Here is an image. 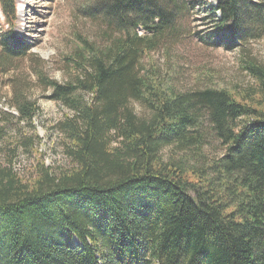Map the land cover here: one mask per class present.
Returning a JSON list of instances; mask_svg holds the SVG:
<instances>
[{
  "label": "trees",
  "instance_id": "trees-1",
  "mask_svg": "<svg viewBox=\"0 0 264 264\" xmlns=\"http://www.w3.org/2000/svg\"><path fill=\"white\" fill-rule=\"evenodd\" d=\"M187 1L87 0L98 37L72 53L71 81H48L72 112L60 122L65 163L34 154L39 106L17 90V120L32 134L0 159V264H264V65H249L247 88L182 90L174 75L143 70L152 51L171 53ZM205 1L209 45L264 36V0ZM0 10L1 71L34 44L15 31L16 0ZM10 119L0 107V152ZM18 151L34 156L27 170L13 166Z\"/></svg>",
  "mask_w": 264,
  "mask_h": 264
},
{
  "label": "rangeland",
  "instance_id": "rangeland-1",
  "mask_svg": "<svg viewBox=\"0 0 264 264\" xmlns=\"http://www.w3.org/2000/svg\"><path fill=\"white\" fill-rule=\"evenodd\" d=\"M211 1L215 3V0ZM16 2L15 31L23 34L34 47L26 56L9 61L0 71V107L11 118L6 132L11 143L0 152V159L9 161V149L15 141L32 134V127L24 122L19 124L17 120L19 114L14 107V96L20 90L39 106L33 126L41 140L34 154L37 153L46 165L57 166L66 162L60 122L72 112L61 101L52 99V86L48 81L67 83L74 78L78 70L71 59L72 53L82 39H96L100 25L99 21L89 18L87 0ZM187 2L191 8L187 17L178 24L176 35L168 38L171 53L165 49L152 51L143 58V70L156 67L165 76L174 75L173 82L182 90L208 84L220 88L253 85L255 79L248 67L252 63L264 65V36L235 49L209 45L205 40L210 42L208 34L215 35L212 27L215 23L206 9V1ZM4 23L0 10V31ZM132 105L138 115H149L141 104L133 102ZM223 152V145L211 135L210 141L206 142L207 155L217 157ZM13 160L14 168L24 171L31 166L34 156L18 151Z\"/></svg>",
  "mask_w": 264,
  "mask_h": 264
}]
</instances>
